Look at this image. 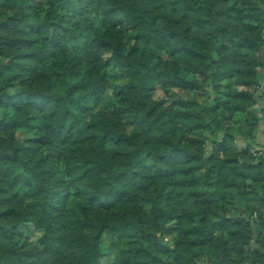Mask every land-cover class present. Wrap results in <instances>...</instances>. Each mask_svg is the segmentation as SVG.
Returning a JSON list of instances; mask_svg holds the SVG:
<instances>
[{
    "label": "trees",
    "instance_id": "trees-1",
    "mask_svg": "<svg viewBox=\"0 0 264 264\" xmlns=\"http://www.w3.org/2000/svg\"><path fill=\"white\" fill-rule=\"evenodd\" d=\"M1 113L0 264H264V0H0Z\"/></svg>",
    "mask_w": 264,
    "mask_h": 264
},
{
    "label": "rangeland",
    "instance_id": "rangeland-1",
    "mask_svg": "<svg viewBox=\"0 0 264 264\" xmlns=\"http://www.w3.org/2000/svg\"><path fill=\"white\" fill-rule=\"evenodd\" d=\"M20 5L22 6L23 10L25 13L31 14L33 15L36 11L35 6L27 3L26 1L20 2ZM62 12L65 13L67 15V17L71 20L74 21L76 19V15L77 13L74 12V9H67V8H61ZM126 38L129 39L131 42H134L133 39V33L132 32H128L126 34ZM114 75V83H113V90L117 91L119 86L122 83H125L127 78L126 76L120 74L119 72H113ZM155 96L159 99H167V97L165 96V94L163 93V91L161 89H157ZM199 99H203L202 96ZM2 115V113L0 114V116ZM17 138L18 139H25V138H29L33 135V132L30 130H25V129H20L17 131L16 133ZM23 233L25 234V236L29 237L30 239L34 240V241H38L39 238L41 237V232L34 229L31 222H28L25 225V228H23ZM114 235L111 234L110 232H106L103 235L102 241H101V248L104 252V261L106 262H111L115 259L116 255H117V251L113 248L112 243L114 241ZM170 241L169 237L165 238V241Z\"/></svg>",
    "mask_w": 264,
    "mask_h": 264
},
{
    "label": "built area",
    "instance_id": "built-area-1",
    "mask_svg": "<svg viewBox=\"0 0 264 264\" xmlns=\"http://www.w3.org/2000/svg\"><path fill=\"white\" fill-rule=\"evenodd\" d=\"M262 136H263V138L261 140V143L260 144L256 143L255 145H253L252 151L259 152V153L264 151V128L262 130Z\"/></svg>",
    "mask_w": 264,
    "mask_h": 264
}]
</instances>
